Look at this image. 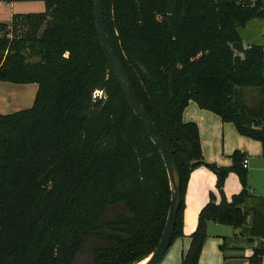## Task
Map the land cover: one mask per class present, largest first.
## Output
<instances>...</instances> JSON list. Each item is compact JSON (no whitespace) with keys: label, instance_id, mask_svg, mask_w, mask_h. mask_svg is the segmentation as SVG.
Listing matches in <instances>:
<instances>
[{"label":"trees","instance_id":"trees-1","mask_svg":"<svg viewBox=\"0 0 264 264\" xmlns=\"http://www.w3.org/2000/svg\"><path fill=\"white\" fill-rule=\"evenodd\" d=\"M35 0H0L18 2ZM45 10L0 23V81L37 83L32 106L0 114V264H137L162 236L171 200L166 165L135 113L100 40L95 0H42ZM110 42L181 174L182 203L172 244L184 237L192 171L217 176L181 264H199L208 223L264 237V206L246 227L247 154L221 166L204 158L190 100L233 122L264 146V109L235 100L238 87L264 97V44L240 29L264 17V0H104ZM102 90V97H94ZM264 154V153H263ZM194 162H200L193 167ZM242 184L230 200L227 177ZM223 248V245H221ZM250 264H264V247Z\"/></svg>","mask_w":264,"mask_h":264},{"label":"crops","instance_id":"crops-1","mask_svg":"<svg viewBox=\"0 0 264 264\" xmlns=\"http://www.w3.org/2000/svg\"><path fill=\"white\" fill-rule=\"evenodd\" d=\"M3 3L0 2V7L3 6ZM14 3H7V5L14 7ZM243 29L249 32V36L252 39L260 36V42L264 44V17L250 21L240 31ZM241 34L243 36V33ZM6 83L0 81V93L1 90L3 93L11 90L14 93L15 100L28 103V107L32 106L38 89L37 83L22 84L20 85L22 87H8L5 85ZM257 98V102L253 103L254 105L257 104V106L250 107L258 109L262 107L264 109V97H262V101L260 97ZM184 119L185 121H195L198 124L201 145L206 161L215 162L221 166H230L232 164L230 155L234 151L240 150L245 152L248 159V163L246 164L249 169L248 180H250V176H252L253 169L256 166V163L255 165L250 164V158L258 157V160L264 162V146L259 140L240 134L233 122H223L218 114L201 108L196 101L190 100L184 111ZM237 176L231 172L225 182L224 192L228 200L242 189V184ZM216 181V174L204 165L197 166L192 171L185 195L183 224L185 236L175 240L160 264H181L182 255L190 245V235L196 229L199 213L210 200L211 192L217 194V201L221 199L220 192L216 187ZM249 191L251 194L261 196L264 199V195L261 194L262 192L258 193V190L252 191L250 189ZM263 206V204L260 205V203L255 202L252 198L241 205L242 208L248 211L247 218H249L245 225L246 227H249L252 223L254 213L252 208ZM227 226L213 221L208 223L209 236L203 247L199 264H250L249 260L254 253V249L262 245L264 237L256 236L253 242H250L249 239L253 238V235L245 230L244 227L232 230L226 229ZM221 245H223V248Z\"/></svg>","mask_w":264,"mask_h":264},{"label":"water","instance_id":"water-1","mask_svg":"<svg viewBox=\"0 0 264 264\" xmlns=\"http://www.w3.org/2000/svg\"><path fill=\"white\" fill-rule=\"evenodd\" d=\"M95 14L98 34L104 46L111 67L117 75L127 98L132 105L135 113L143 121L152 141L159 147V150L164 159L171 189L170 207L167 214V219L162 236L155 249L144 260L137 264H160L169 250L177 221L178 212L182 203V181L179 167L176 159L160 135L156 125L149 116L147 110L139 99L130 79L125 71L119 57L117 56L106 29L104 17V0H95ZM200 162H194L193 167H196Z\"/></svg>","mask_w":264,"mask_h":264},{"label":"rangeland","instance_id":"rangeland-1","mask_svg":"<svg viewBox=\"0 0 264 264\" xmlns=\"http://www.w3.org/2000/svg\"><path fill=\"white\" fill-rule=\"evenodd\" d=\"M45 10V3L42 0H35V1H18L14 3V7L8 6L7 3H3V6L0 7V23L5 22L9 23L12 21L13 14H21V13H28V12H41ZM243 33V37L245 40V44L250 43H256L260 42V36H256L253 39L249 36V32L247 30H241ZM248 33V34H247ZM250 42V43H247ZM8 87H22L20 85L22 84H16L12 82H7L5 84ZM238 92L235 95V100L240 101L244 105L248 106H257V104H253L257 102V97H260L261 101L262 99V93L260 88L258 87H238ZM6 93H3L1 90L0 93V114H8L12 113L18 110H22L25 108H28L29 104L24 103V101L21 100H15V96L13 91H5ZM34 99V97H33ZM258 157L250 158L251 163L256 166L253 169V174L250 176V180H248V188L252 191L258 190V193L262 192L261 194L264 195V162H261L258 160ZM235 173V172H233ZM235 175H237L235 173ZM238 177V176H237ZM218 190V189H217ZM256 192V191H255ZM217 198V194H216ZM249 218V217H248ZM247 218V221H248ZM226 229H232L237 230L235 228H232L230 226H227ZM91 243H86L84 245V251L80 257H78L77 264H87L90 259L92 258L91 253Z\"/></svg>","mask_w":264,"mask_h":264},{"label":"built area","instance_id":"built-area-1","mask_svg":"<svg viewBox=\"0 0 264 264\" xmlns=\"http://www.w3.org/2000/svg\"><path fill=\"white\" fill-rule=\"evenodd\" d=\"M102 96H103V91L102 90H95L94 97H102ZM244 163L247 164L248 163V159H245ZM262 246L264 247V238L262 240Z\"/></svg>","mask_w":264,"mask_h":264}]
</instances>
